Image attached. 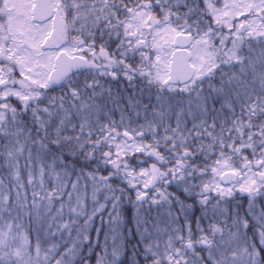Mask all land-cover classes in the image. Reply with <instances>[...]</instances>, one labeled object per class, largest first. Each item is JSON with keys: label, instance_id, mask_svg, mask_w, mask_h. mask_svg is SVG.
Here are the masks:
<instances>
[{"label": "snow or ice", "instance_id": "1", "mask_svg": "<svg viewBox=\"0 0 264 264\" xmlns=\"http://www.w3.org/2000/svg\"><path fill=\"white\" fill-rule=\"evenodd\" d=\"M0 264H264V0H0Z\"/></svg>", "mask_w": 264, "mask_h": 264}]
</instances>
